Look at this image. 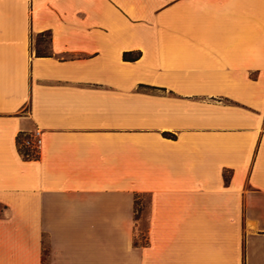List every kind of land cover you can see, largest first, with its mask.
I'll use <instances>...</instances> for the list:
<instances>
[{
  "label": "crops",
  "instance_id": "0c3cea01",
  "mask_svg": "<svg viewBox=\"0 0 264 264\" xmlns=\"http://www.w3.org/2000/svg\"><path fill=\"white\" fill-rule=\"evenodd\" d=\"M0 207V264H264V0H0Z\"/></svg>",
  "mask_w": 264,
  "mask_h": 264
},
{
  "label": "rangeland",
  "instance_id": "374dc122",
  "mask_svg": "<svg viewBox=\"0 0 264 264\" xmlns=\"http://www.w3.org/2000/svg\"><path fill=\"white\" fill-rule=\"evenodd\" d=\"M46 40V39H45ZM46 46L44 47V51H46ZM26 136H23V137H21V143H22V147H23V149H30L33 153H34V155H38L37 153H38V148H37V146H36V142L34 141L33 143H32V145H31V147H27L26 145H25V142H26ZM137 210L139 211V212H141L142 211V207H137ZM2 211V208L0 207V215H1V212ZM145 213L147 212V210L145 209V210H143ZM146 228H147V223H146V220H145V218H144V220L143 221H141V225H140V229H142L143 230V233H142V235H141V237L139 238V239H137V242H141V243H144L145 242V239H146V236H145V233H146Z\"/></svg>",
  "mask_w": 264,
  "mask_h": 264
},
{
  "label": "trees",
  "instance_id": "16d2710c",
  "mask_svg": "<svg viewBox=\"0 0 264 264\" xmlns=\"http://www.w3.org/2000/svg\"><path fill=\"white\" fill-rule=\"evenodd\" d=\"M43 52H45L44 49H43ZM124 58H125L127 61H130V60H134V59H135V58L130 57V55H129L128 53H126V54L124 55ZM23 136H24V135H21V136H19V138H18V145H19V149H20L21 153H22L23 156H24L25 158H27V159H36V158L38 157V155H37V156L34 155V153H33L30 149H23V147H22V143H21V137H23ZM167 136H171V137H173L172 135H167Z\"/></svg>",
  "mask_w": 264,
  "mask_h": 264
},
{
  "label": "built area",
  "instance_id": "2783aa9c",
  "mask_svg": "<svg viewBox=\"0 0 264 264\" xmlns=\"http://www.w3.org/2000/svg\"><path fill=\"white\" fill-rule=\"evenodd\" d=\"M26 142H25V145L28 147H31L32 143L35 141L36 142V146L39 150V144H40V140L37 138V136H26ZM39 155V151L37 153Z\"/></svg>",
  "mask_w": 264,
  "mask_h": 264
}]
</instances>
